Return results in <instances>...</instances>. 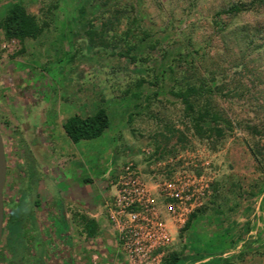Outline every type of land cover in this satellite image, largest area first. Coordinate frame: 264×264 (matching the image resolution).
<instances>
[{"label": "rangeland", "instance_id": "374dc122", "mask_svg": "<svg viewBox=\"0 0 264 264\" xmlns=\"http://www.w3.org/2000/svg\"><path fill=\"white\" fill-rule=\"evenodd\" d=\"M238 1L251 0H36L28 14L43 33L0 40V59L32 85L24 98L55 107L57 146L82 153L93 183L126 164L149 184L182 179L185 222L167 249L178 264H264V7L217 15ZM201 80L220 121L197 133L176 94ZM99 108L109 127L72 144L65 120ZM13 124L0 111L14 168L23 132Z\"/></svg>", "mask_w": 264, "mask_h": 264}, {"label": "crops", "instance_id": "0c3cea01", "mask_svg": "<svg viewBox=\"0 0 264 264\" xmlns=\"http://www.w3.org/2000/svg\"><path fill=\"white\" fill-rule=\"evenodd\" d=\"M15 2L22 4L27 13L36 9V0H0V18ZM3 38L0 30V40ZM5 58L0 59V111L23 132L16 137L19 148L15 166L8 164V168L15 180L14 189L21 181L29 184L31 178L36 191L24 198L23 207H17L12 215L15 235L31 249L36 241V264H125L103 208L116 168L104 176L105 183L97 185L84 171L83 160H78L82 153L72 150L63 154L50 131L55 107L43 99L31 104L24 98V88L32 85L23 83L24 78L16 80L12 72L15 61ZM98 192L99 203L95 199Z\"/></svg>", "mask_w": 264, "mask_h": 264}, {"label": "built area", "instance_id": "2783aa9c", "mask_svg": "<svg viewBox=\"0 0 264 264\" xmlns=\"http://www.w3.org/2000/svg\"><path fill=\"white\" fill-rule=\"evenodd\" d=\"M109 186L103 208L124 263L161 264L174 229L185 222L188 198L182 179L149 184L132 164H126Z\"/></svg>", "mask_w": 264, "mask_h": 264}, {"label": "trees", "instance_id": "16d2710c", "mask_svg": "<svg viewBox=\"0 0 264 264\" xmlns=\"http://www.w3.org/2000/svg\"><path fill=\"white\" fill-rule=\"evenodd\" d=\"M264 7V0H251L249 2H233L228 4L224 9L217 13L237 16L247 13H258L259 8ZM0 30L4 39L17 40L20 43L26 39H35L43 33V26H41L37 19L29 15L25 7L20 3H11L5 10L3 16L0 18ZM242 30V31H241ZM237 34H241L244 40H250L249 32H244L241 29ZM211 91L205 81L190 82L185 85V88L177 92L176 97L183 106L185 114L194 122V129L200 133L202 128L201 122H209L218 125L220 116L213 112L209 107L206 97L210 95ZM63 131L66 137L73 143L78 144L82 141H90L99 138L105 130L109 127V117L104 108H99L95 112L85 117L77 115L67 118L63 124ZM218 135L221 131L213 129ZM256 157V156H255ZM189 226V222L184 228ZM93 228V226H89ZM92 230V229H91ZM88 236H92V233ZM180 255L175 252L166 251L161 264H178Z\"/></svg>", "mask_w": 264, "mask_h": 264}, {"label": "flooded vegetation", "instance_id": "af4514ba", "mask_svg": "<svg viewBox=\"0 0 264 264\" xmlns=\"http://www.w3.org/2000/svg\"><path fill=\"white\" fill-rule=\"evenodd\" d=\"M33 161L35 164V160ZM34 170L36 171V164ZM11 176L7 165V181L4 192L3 235L0 245V264H36V241L34 243V249L27 246L26 242H24L19 235H15L14 222L16 221L12 220V215H14L16 208L23 207V199L36 194V191H34L35 186L31 183L30 178L29 184L26 185L25 182L21 181L18 183L17 188L14 189L15 180L13 177L11 178ZM17 219V221H20L18 217ZM34 237L36 238V232Z\"/></svg>", "mask_w": 264, "mask_h": 264}, {"label": "water", "instance_id": "95a60500", "mask_svg": "<svg viewBox=\"0 0 264 264\" xmlns=\"http://www.w3.org/2000/svg\"><path fill=\"white\" fill-rule=\"evenodd\" d=\"M7 181V160L3 138L0 134V245L3 235L4 223V192Z\"/></svg>", "mask_w": 264, "mask_h": 264}]
</instances>
